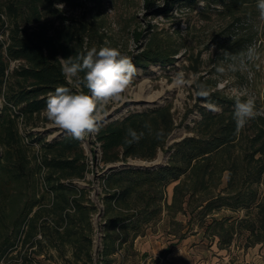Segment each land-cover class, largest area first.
Wrapping results in <instances>:
<instances>
[{"label": "trees", "instance_id": "16d2710c", "mask_svg": "<svg viewBox=\"0 0 264 264\" xmlns=\"http://www.w3.org/2000/svg\"><path fill=\"white\" fill-rule=\"evenodd\" d=\"M68 1L59 0V3ZM199 1L212 6L232 23H240L241 17L247 19L251 15L247 6L257 8V0H165L166 5L155 12L166 15L178 4L191 8ZM145 3L147 7L148 0ZM53 5V0H17L8 5L12 14L23 19L29 17L28 21L37 25L33 32L21 37L11 29L7 34L9 43L6 47L0 40V86L8 69L3 63V49L12 61H24L27 66L18 75L29 82L28 88L21 87L8 99L14 106L21 107L22 116L38 115L46 108L48 94L57 86L67 85L60 59L86 55L75 48L76 37L69 30L48 33L41 18L48 10L56 16ZM239 44H242L240 47L244 45ZM139 61L134 64L141 66ZM164 61L155 60L161 64ZM214 88H204L209 95L198 96V101L212 104L220 110L207 111L196 105L200 118L190 128L192 136L183 137L169 148L165 165L154 169L111 168L106 175L104 186L113 191L105 193L103 199L104 239L100 255L105 262L102 264H112L113 260L107 258L114 256L128 241V229L135 227V222L127 216L134 209L131 201L137 198L138 192L144 190L164 194L172 183L171 202L165 205L167 213L185 215L188 224L197 217L198 229L211 242L216 240L220 250H228L237 241H241L242 249L264 244V112L250 119L237 132L235 101L221 96ZM170 109L166 105L131 112L121 120L100 126L96 133L100 160L105 165L125 163L128 158L153 161L157 152L166 147L167 138L176 127ZM0 122V144L5 150L0 159L1 201L12 184L16 185L15 188L23 184L25 167L21 155L13 151L12 142L16 135L14 121L7 118ZM145 124L150 125L151 132ZM129 128L138 134L144 133L139 142H126L130 139L126 134ZM159 130H163L164 137L157 140L155 133ZM43 147L47 151L40 158L38 168L45 171L42 182L44 189L52 195L51 207L42 209L38 198L17 212L13 206L17 196L11 198L14 211L11 218L15 217L10 228L0 227V264H9L8 257L15 252L16 258H11L15 259L13 264H34L33 259L45 255L43 247L65 251L66 246L71 251V264H93L90 217L97 212V208L89 200L86 190L73 185L74 179L85 178L84 150L80 141L71 135L43 144ZM225 172L228 173L226 187L216 193ZM32 197L35 198L34 195ZM37 206L41 208L35 210ZM151 207L155 209L158 206L147 204L143 207L146 219L160 214L161 207L150 212ZM226 209L232 212L244 210L245 214L235 219L212 217V220H207L210 215ZM42 216L45 217L41 221ZM137 233L132 239L137 237ZM115 240L120 242L116 244ZM35 247L38 250L33 249Z\"/></svg>", "mask_w": 264, "mask_h": 264}, {"label": "rangeland", "instance_id": "374dc122", "mask_svg": "<svg viewBox=\"0 0 264 264\" xmlns=\"http://www.w3.org/2000/svg\"><path fill=\"white\" fill-rule=\"evenodd\" d=\"M13 1L17 0H0V40L5 47L9 43L7 34L11 29L21 37L37 28L36 23L28 21L29 17L23 19L11 13L8 5ZM53 2L56 16H52L51 10H48L41 18L48 33L53 30H69L76 37L75 48L85 54L93 47L99 50L110 46L130 57L133 64L141 60V66L134 64L137 71L123 98L106 106L100 126L113 120H121L131 112L166 105L171 107L170 112L175 120L176 127L167 138L166 147L157 152L153 161L128 158L125 163L105 165L100 160L96 133L79 140L84 150L86 172L85 178L74 179L73 185L86 190L89 200L97 208V212L90 217L93 227L92 261L93 264H102L105 262L100 255L104 239L103 199L105 193L113 191L104 186L106 175L111 168L154 169L165 165L169 148L183 137L192 136L190 128L200 118L196 105L207 111L218 112L214 105L198 101V86L215 87L213 90L217 89L221 96L234 101L237 98H252L257 114L264 112V20L260 19L257 8L247 6L251 15L247 19L241 17L240 23H232L202 1L191 8L178 4L166 15L155 12L166 5L165 0H148L147 7L146 0H69L62 4L59 0ZM63 18L66 20L63 21ZM237 39L240 42H236ZM239 43L244 45L240 47L242 44ZM2 51L3 63L8 69L0 86V121L7 118L14 121L16 135L12 142L13 151L21 155L20 159L25 167L23 184L17 188L12 184L7 195L0 201V227L10 228L11 220L15 217L11 218L14 211L10 203L14 195L17 199L13 206L17 212L38 198L42 209L51 207L52 195L44 189L42 176L45 171L39 170L38 162L47 151L43 144L53 143L70 134L48 121L43 111L32 117L22 116L19 109L21 107L8 102L13 92L21 87L28 88L29 82L18 75L23 67H27L24 61H12L4 49ZM156 59L166 61L161 64L155 62ZM181 71L190 83L177 88L172 80ZM66 80L65 87H69L73 93L81 90L88 92L83 86L77 88L75 82L70 84L67 78ZM4 151L0 144V159ZM14 157L18 159L17 155ZM227 175L225 172L216 193L226 187ZM64 183L68 184V181ZM173 185L174 183L169 184L164 194L157 191L138 192L137 198L131 201L134 209L127 216L135 222V227L128 229V241L107 260H113L112 264H264V244L242 249L241 241H237L228 250H220L216 240L211 242L198 229L197 217L188 224L185 215L168 214L165 205L171 202ZM147 204L161 207L160 214L146 219L143 207ZM39 206L34 209H40ZM153 208L149 211H155ZM244 214V210L232 212L226 209L210 215L207 220H212V217L235 219ZM44 217L42 216L41 221ZM136 232L137 237L132 239ZM119 242L115 240L116 244ZM64 248L65 251H56L54 248L43 247L45 255L33 259V263L71 264V251L67 246ZM17 249L20 250L19 247ZM33 249L38 250L37 247ZM15 254L16 252L12 255L14 258ZM12 256L8 257L9 264L14 263Z\"/></svg>", "mask_w": 264, "mask_h": 264}, {"label": "clouds", "instance_id": "9594fccd", "mask_svg": "<svg viewBox=\"0 0 264 264\" xmlns=\"http://www.w3.org/2000/svg\"><path fill=\"white\" fill-rule=\"evenodd\" d=\"M256 6L260 19L264 20V0H257ZM60 60L62 72L68 82L70 84L75 82L77 88L83 86L88 92L81 90L73 93L69 87L57 86L47 96L43 115L55 126L69 133L72 138L83 140L99 132L102 113L106 106L123 98L137 70L130 57L110 46L101 47L99 50L93 47L86 55ZM172 82L177 88H183L190 83L182 71L175 74ZM198 87L196 93L198 96L209 95L203 86ZM256 115L254 99H236L234 120L237 132ZM145 127L151 132L150 125L145 124ZM126 134L130 137L127 143L139 142L144 135L143 132L138 134L132 128L127 129ZM155 136L157 140L162 139L163 130L157 131Z\"/></svg>", "mask_w": 264, "mask_h": 264}, {"label": "crops", "instance_id": "0c3cea01", "mask_svg": "<svg viewBox=\"0 0 264 264\" xmlns=\"http://www.w3.org/2000/svg\"><path fill=\"white\" fill-rule=\"evenodd\" d=\"M195 248V247H194ZM40 257V256H39Z\"/></svg>", "mask_w": 264, "mask_h": 264}]
</instances>
